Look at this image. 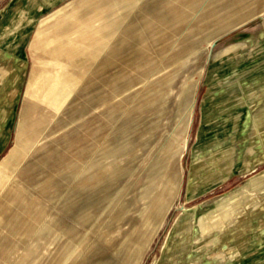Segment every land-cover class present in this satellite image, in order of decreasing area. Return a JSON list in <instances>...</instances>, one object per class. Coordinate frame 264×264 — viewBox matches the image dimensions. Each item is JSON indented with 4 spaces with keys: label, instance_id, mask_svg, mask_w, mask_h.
<instances>
[{
    "label": "rangeland",
    "instance_id": "obj_1",
    "mask_svg": "<svg viewBox=\"0 0 264 264\" xmlns=\"http://www.w3.org/2000/svg\"><path fill=\"white\" fill-rule=\"evenodd\" d=\"M263 3L264 0H69L44 17L48 26L42 27L41 34V28H36L33 34V39L40 34L42 43L36 47L32 41L29 45L25 88L29 93L31 82L42 75L39 84L45 90L51 77L46 72L56 70L58 75L51 79L61 82L58 87L62 90L51 92L50 82L48 91L42 94L47 95L48 102L59 97L58 107L42 103L35 110V118L43 123L44 136L37 146L25 151L14 139L10 147L18 148L19 159L5 179L0 175L2 201L19 167L33 160L34 148L49 141H55L53 147L63 148L70 142V179L58 180L53 202L44 206L35 236L28 237L27 248L35 244L43 248L42 253H36L38 259L55 258V250L59 252L70 244V264L85 259L89 264L94 259H113L117 244L123 243L131 247L145 244L140 264H209V244L201 242L197 228L206 235L219 223L210 224L208 215L196 220L195 208L243 184L259 173L261 166L255 173L242 170L231 176L214 170V178L200 182L210 183L207 192L198 188L195 180L193 195L189 191L191 171L194 167H217L220 155L231 150L232 170L239 165L248 171L256 147L264 145V108L249 111L252 135H233L228 140L231 135H209L207 142V138L196 140L201 104L214 89L211 85L228 83L225 76L216 75L217 70H233L244 55L261 53V40L246 43L243 35L264 37V13L253 17L262 11ZM167 4L168 8H162ZM227 5L232 6L231 14ZM212 8L216 15L203 16L202 22L194 18L195 13ZM83 9L94 23L86 31L70 34L76 35L64 46L70 47V58L65 57L68 50L55 58L50 54L56 46L50 39L59 36H55L54 27L72 24ZM227 14L233 18L221 25ZM250 16L253 18L247 20ZM238 21L246 22L237 27ZM215 36V40L208 41ZM72 52L77 53L73 56ZM253 63L256 62L242 68L250 66L257 71L264 67ZM206 110L220 132L242 120L236 117L242 110L239 108ZM15 155V151L10 152L1 161L2 166ZM260 159L257 157V164L264 165ZM95 161L100 162L95 168L104 171L96 180L98 183L102 179L99 189L91 186L96 169L90 166ZM119 169L128 171L115 182ZM23 182H31V175L24 173ZM87 183L86 188L81 187ZM23 193L27 194L24 189ZM23 193L17 192L11 204L28 215H36L30 210L32 205L22 203L27 201ZM161 200L162 204L158 202ZM153 206H160L159 215H150L148 211ZM32 218L35 222L36 217ZM48 225L54 230L46 232L44 227ZM22 256L24 252L20 250L6 264H16Z\"/></svg>",
    "mask_w": 264,
    "mask_h": 264
},
{
    "label": "crops",
    "instance_id": "obj_2",
    "mask_svg": "<svg viewBox=\"0 0 264 264\" xmlns=\"http://www.w3.org/2000/svg\"><path fill=\"white\" fill-rule=\"evenodd\" d=\"M26 1H30V4L28 5ZM67 1L69 0H0V175L3 179H5L7 171L11 170L19 159L16 158L19 154L18 148L15 147L13 150L10 147L13 140L18 141L17 145L21 148H19L21 151H25L31 149L33 145L37 146L41 137L44 136L41 135L43 123L35 118V110L42 103L50 107H58L59 97H53L54 102H48L46 101L47 95L44 96L42 94L48 91L50 82L51 92L53 90L57 92L58 89L62 88L58 87L62 84L61 82L58 83L57 80L52 81L53 78L51 79L53 75H58L56 70H54L56 72L53 70L46 72L51 77L45 90L39 84L42 78L41 75L34 82H31V87L29 86L28 89L29 93H27L25 87L28 88L26 85L29 71L28 49L32 41L36 47L42 43L40 35L43 30L42 27L48 26L44 17ZM168 6L170 5L167 4L162 8H168ZM227 9L231 14L232 6L227 5ZM213 10L212 8L208 12L195 13L194 18L202 22L203 16L216 15ZM262 13H264V3L262 11L253 17H258ZM87 16H89V12L83 9L82 12L75 15L72 24L61 23V25L54 27V32L57 31L55 36H59L50 39H53L52 41L56 43L55 48L50 52L51 55L56 58L64 55L63 52L65 51L62 50H68L66 52L68 56L65 57L70 58V47L64 46L76 36L73 37L70 34L86 31L91 27L94 20L91 21V17L87 18ZM253 17L250 16L246 19ZM232 18V15L227 14L221 25L226 24ZM245 22H236V24L238 23L237 27ZM208 24L206 25L208 26ZM36 28H41L40 32H38L40 34H37L33 39ZM216 38L215 36L210 41L212 42ZM243 40L246 43L261 40L263 44L262 51L261 53L244 55L242 63L238 64L233 70L216 71V75L225 76L228 83L211 85L210 88L214 89L210 90L211 94L206 95L202 100L199 137L196 139L198 141L201 139L206 140L209 135L210 137L212 135H217L218 137L219 135H231L226 138L228 140L233 135H252L253 133L249 126L251 119L249 111L253 108H264V67L257 69V71H253L255 69L250 66L242 67L250 65L253 61L256 62L253 65L264 66V37L260 38L259 34L246 33L243 35ZM75 53L77 52H72V55ZM208 107L242 109L240 114L236 115L242 120L239 123L236 121L226 131L220 132L219 128L215 130L214 125H212V117L208 116L209 112L206 110ZM234 119L236 118L233 117V121ZM235 125L237 126L236 128ZM61 138L58 139L59 143L62 141ZM221 138L224 139V137ZM54 142L49 141L37 149L32 148L33 160L27 161L19 167L12 183L4 190L2 201H0V264L9 263L12 255L20 250L24 252V256L19 257L16 264H60L59 259H62L65 264H70L72 259L70 244H65L66 248L59 250V252L55 250L56 252L54 251V253H57L55 258L50 257L48 259L44 256L46 261L36 257L37 252L40 251L42 253L43 251L40 244L38 247L35 244L34 248H27L28 239L35 236L36 225L42 222L43 214L45 213L44 206L53 202L52 200L55 198V193L60 185L58 180L67 182L70 179V142L63 148L53 147ZM207 142H209L208 138ZM243 150L246 151V148H243ZM7 151H15L16 155L5 166H2L1 161L10 155V152L6 154ZM257 157L264 160V145L256 147V155L252 161L253 165L248 171H246V167L238 165L227 176L234 175L242 170L247 173H255L257 167L261 166L259 173L252 175L243 184L218 199L207 201L202 203L200 207L195 208L196 220L200 216L208 215L209 217L207 218H210V224L219 223L216 229L206 235H201L196 226L197 236L201 238V242L209 244L206 245L207 248L205 247L206 252L210 254L209 264H264V165L257 164ZM241 162H244V160L242 159ZM99 164V161H95L90 167L95 170V167ZM127 171L119 169L115 182L117 178H122ZM95 172L91 179L93 181L91 186L99 189L102 179L98 183L96 180L98 177L101 178V174L104 171L97 168ZM24 173L31 175V182L28 184L23 182ZM88 184L90 183L82 184L81 187L86 188ZM210 186V183H202L201 188L204 189L203 192L205 193ZM23 189L27 194L23 193ZM19 191L27 199L26 202L22 201V203L32 205L30 210L33 209L36 215L34 213L28 215L22 209L16 208V206L11 204L16 196L15 194ZM158 202L162 204V200ZM26 208L25 206V211ZM159 209L160 206L157 209L153 206V209L148 212L150 215H159ZM31 216L36 217L35 222H33ZM53 228L55 227L51 225L44 227L46 232H50ZM130 245L117 244L113 259H94L89 264H140L141 251L144 250L145 244L132 245V247ZM133 256L138 259H133ZM85 262L86 259L78 262V264H85Z\"/></svg>",
    "mask_w": 264,
    "mask_h": 264
},
{
    "label": "bare ground",
    "instance_id": "obj_3",
    "mask_svg": "<svg viewBox=\"0 0 264 264\" xmlns=\"http://www.w3.org/2000/svg\"><path fill=\"white\" fill-rule=\"evenodd\" d=\"M208 41H210V40H208ZM231 155H232V150L221 154V157L222 158L220 159V162H218V165L216 164L217 167H215V166L214 167L213 166H209V167H205V166H202V167H194L192 169V171H191L190 181H189V191H190V193L192 195L195 194V190H196V188L194 186V181L195 180L198 183V188H201V185L202 184L200 182H205L203 180H207L209 178H214V174H213L214 173V170H216V172H218V171L219 172H222V173L224 172V174L230 173L231 170H232V166H231ZM205 168L208 169V170H206ZM206 172L207 173L210 172V173L208 175L207 174H204ZM210 181H211V183L213 182L212 180H210Z\"/></svg>",
    "mask_w": 264,
    "mask_h": 264
}]
</instances>
